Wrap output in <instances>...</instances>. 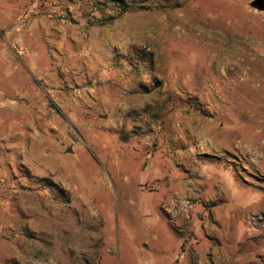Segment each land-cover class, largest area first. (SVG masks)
Masks as SVG:
<instances>
[{
    "label": "rangeland",
    "instance_id": "obj_1",
    "mask_svg": "<svg viewBox=\"0 0 264 264\" xmlns=\"http://www.w3.org/2000/svg\"><path fill=\"white\" fill-rule=\"evenodd\" d=\"M254 0H0V264H264Z\"/></svg>",
    "mask_w": 264,
    "mask_h": 264
},
{
    "label": "water",
    "instance_id": "obj_2",
    "mask_svg": "<svg viewBox=\"0 0 264 264\" xmlns=\"http://www.w3.org/2000/svg\"><path fill=\"white\" fill-rule=\"evenodd\" d=\"M251 6L258 11H264V0H254Z\"/></svg>",
    "mask_w": 264,
    "mask_h": 264
},
{
    "label": "trees",
    "instance_id": "obj_3",
    "mask_svg": "<svg viewBox=\"0 0 264 264\" xmlns=\"http://www.w3.org/2000/svg\"><path fill=\"white\" fill-rule=\"evenodd\" d=\"M105 1H107V2H111V3H114V4H122V2L124 1V0H105Z\"/></svg>",
    "mask_w": 264,
    "mask_h": 264
}]
</instances>
